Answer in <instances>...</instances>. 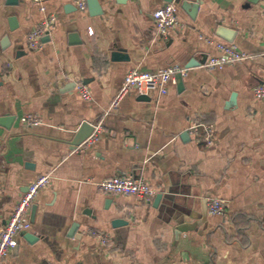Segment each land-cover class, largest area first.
<instances>
[{"label": "crops", "instance_id": "crops-1", "mask_svg": "<svg viewBox=\"0 0 264 264\" xmlns=\"http://www.w3.org/2000/svg\"><path fill=\"white\" fill-rule=\"evenodd\" d=\"M98 1L94 15L46 0L56 24L31 50L40 4L0 0V231L29 184L51 176L5 264H264V98L254 93L264 82V0H174L184 27L167 37L156 36L153 12L169 2ZM184 2L199 3L194 17ZM217 41L252 58L209 70ZM173 65L188 68L182 87L131 91L111 107L129 71ZM25 114L43 123L28 126ZM84 122L97 137L73 145ZM194 123L213 128L212 145L196 140ZM124 175L148 181L152 200L97 186ZM211 197L226 214L203 220Z\"/></svg>", "mask_w": 264, "mask_h": 264}, {"label": "built area", "instance_id": "built-area-1", "mask_svg": "<svg viewBox=\"0 0 264 264\" xmlns=\"http://www.w3.org/2000/svg\"><path fill=\"white\" fill-rule=\"evenodd\" d=\"M40 4V10L45 14L40 24L28 35L27 45L31 50H41L44 47V38L48 36L54 28L57 20L55 12H48L45 5L46 0H28ZM80 10L87 9V0H75ZM156 36L167 37L173 31L184 27L180 19L178 6L169 2L164 6L157 8L153 12ZM212 41V40H210ZM213 42V41H212ZM216 46L220 50V55L211 56L205 62V67L209 70H215L224 67L228 63L248 60L252 55L242 51L234 43L217 41ZM186 76L188 68L180 65H173L165 68H159L154 71H144L133 69L129 71L123 81L121 88L114 97L111 107L117 108L122 99L131 91L140 95L167 94L169 86L177 83V74ZM78 91L85 99L92 97L90 89L85 84H78ZM254 93L258 98H264V82L254 87ZM21 122L28 126H38L43 123L42 118L34 114H25L21 117ZM199 124L192 126L193 134L196 140L206 145H212L215 141L214 130L211 126L204 125L201 132ZM99 128L89 136L94 139L97 137ZM88 138V139H89ZM51 181L50 174L39 175L28 186L27 191L15 206V209L6 225L0 231V264H5L11 251L17 245L16 237L32 227L31 208L39 192ZM98 188L109 194L134 195L146 201H151L156 194L154 187L145 179H137L131 176H114L101 180L97 183ZM227 202L219 197H211L208 201V212L211 215H225ZM100 243L109 245L110 237L108 234H100Z\"/></svg>", "mask_w": 264, "mask_h": 264}, {"label": "water", "instance_id": "water-1", "mask_svg": "<svg viewBox=\"0 0 264 264\" xmlns=\"http://www.w3.org/2000/svg\"><path fill=\"white\" fill-rule=\"evenodd\" d=\"M166 2H173L174 0H165ZM19 2V0H9V3L11 4H17ZM88 5L89 8L91 10V13L94 15H98L102 13V8H101V4L98 0H88ZM189 2H184L183 3V7L185 8V10H187L192 17L195 16V12L197 10V5H199V3L196 4H188ZM219 34L220 36H222L223 38H225L228 41H233V35L234 32L232 30H229L227 28L221 27L219 28ZM50 39V36H46L44 38V41H47ZM116 57V55H114ZM121 57V56H120ZM177 84L179 87L183 86V76L181 73L177 74ZM142 97H145V95H142ZM234 97L235 94L233 95V99L232 102L234 101ZM94 131V125L89 123V122H84L82 124V126L80 127V129L78 130L77 134L75 135L74 139L72 140V144L73 145H80L82 142H84L85 140H87V138H89V136L92 134V132ZM160 196H158L159 198ZM35 212V206H32V216L34 215ZM208 215V206L207 208H205L204 211V216H203V220H205L207 218ZM201 220V221H203ZM122 220L118 219L114 221V224H120ZM30 239L32 238V236H29Z\"/></svg>", "mask_w": 264, "mask_h": 264}]
</instances>
